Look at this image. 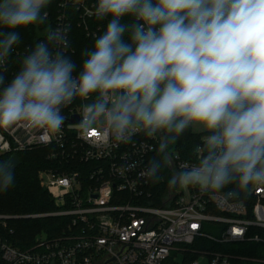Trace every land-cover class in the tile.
Masks as SVG:
<instances>
[{
	"label": "clouds",
	"instance_id": "1",
	"mask_svg": "<svg viewBox=\"0 0 264 264\" xmlns=\"http://www.w3.org/2000/svg\"><path fill=\"white\" fill-rule=\"evenodd\" d=\"M49 3L0 0V127L57 133L62 108L95 94L82 108V130L103 126L105 138L124 143L136 132L159 137L160 159L149 162L146 179H161L170 145L199 125L210 133L202 155L171 177L170 188L218 193L235 185L227 195L236 196L264 184V0H97L96 19H110L82 51L78 72L57 29L6 82L17 30L45 23ZM13 181L0 163V192Z\"/></svg>",
	"mask_w": 264,
	"mask_h": 264
},
{
	"label": "built area",
	"instance_id": "2",
	"mask_svg": "<svg viewBox=\"0 0 264 264\" xmlns=\"http://www.w3.org/2000/svg\"><path fill=\"white\" fill-rule=\"evenodd\" d=\"M96 3L59 2L54 30L65 33L69 57L74 55L70 30L76 20L88 39L106 28L109 18L102 23L96 19ZM7 68L8 61L4 72ZM94 96L63 107L64 123L57 133L23 123L0 127L2 154L43 150L51 162L39 180L55 211L23 218L67 220L57 236L39 235L26 250L0 241L4 264H178L179 256L182 264H231L225 249L232 245L264 249V184L250 185L236 196L227 195L235 185L218 193L179 184L163 191L142 175L155 157L159 137L136 132L124 143L105 138L103 127L80 128L82 108ZM75 116L79 122H71ZM192 127L202 136L201 144L188 159L172 148L167 161L171 177L197 164L202 155L210 133L198 134Z\"/></svg>",
	"mask_w": 264,
	"mask_h": 264
},
{
	"label": "trees",
	"instance_id": "3",
	"mask_svg": "<svg viewBox=\"0 0 264 264\" xmlns=\"http://www.w3.org/2000/svg\"><path fill=\"white\" fill-rule=\"evenodd\" d=\"M61 0H50L44 11L47 13L46 22L43 24L29 25L18 29L20 43L16 45L8 58V68L4 72L6 82H10L19 70L23 57L35 47L38 42L44 41L55 29L58 17V4ZM110 19V18H109ZM130 18L125 17L124 22ZM104 20H99L100 23ZM3 30V29H0ZM105 30V29H104ZM103 30V31H104ZM100 33V35L103 33ZM127 39V37H125ZM95 39H88L82 28L78 27L77 20L70 30V48L74 55L70 58L77 65V72L84 57L81 53L85 48H91ZM19 53V56L16 54ZM201 135L194 134L191 128L185 132L170 146L179 150L185 159L190 158L195 148L201 144ZM22 165L12 172L13 184L7 191L0 192V217L10 219H0V241L7 242L14 247L26 250L32 247L35 239L39 235L57 236L67 220L63 218H43L24 219L32 215L46 214L55 211V207L48 192L40 186L39 173L51 167V162L47 159L46 152L34 150L18 154ZM10 155H0V163H7ZM156 159H160L157 152ZM159 175L161 179L157 184L163 191L168 187L171 173L167 164L162 166ZM225 251L231 255V264H264V249L256 245H232ZM0 264H4L1 259Z\"/></svg>",
	"mask_w": 264,
	"mask_h": 264
},
{
	"label": "water",
	"instance_id": "4",
	"mask_svg": "<svg viewBox=\"0 0 264 264\" xmlns=\"http://www.w3.org/2000/svg\"><path fill=\"white\" fill-rule=\"evenodd\" d=\"M71 122H79V118L77 116H75ZM8 168L10 171L14 172L16 171L18 168H20V166L22 165V161L19 158L18 155H12L10 156L8 162H7Z\"/></svg>",
	"mask_w": 264,
	"mask_h": 264
},
{
	"label": "rangeland",
	"instance_id": "5",
	"mask_svg": "<svg viewBox=\"0 0 264 264\" xmlns=\"http://www.w3.org/2000/svg\"><path fill=\"white\" fill-rule=\"evenodd\" d=\"M100 127H103V126H100ZM192 129H193V131H194L195 133H198V134H202V133H205V132L207 131L206 129H204L202 126H199V125H193ZM171 151H172V147H170V149H169V153H170ZM0 155H2L1 152H0ZM39 183H40V186H41V181H40V180H39ZM256 246H258V245H256ZM176 262H177L178 264H182V262H183V257H182V256H179V258H177Z\"/></svg>",
	"mask_w": 264,
	"mask_h": 264
}]
</instances>
